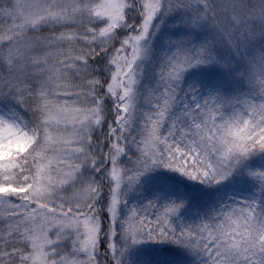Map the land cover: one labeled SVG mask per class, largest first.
<instances>
[{
    "label": "snow or ice",
    "instance_id": "1",
    "mask_svg": "<svg viewBox=\"0 0 264 264\" xmlns=\"http://www.w3.org/2000/svg\"><path fill=\"white\" fill-rule=\"evenodd\" d=\"M0 264H264V0H0Z\"/></svg>",
    "mask_w": 264,
    "mask_h": 264
}]
</instances>
